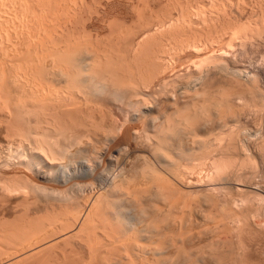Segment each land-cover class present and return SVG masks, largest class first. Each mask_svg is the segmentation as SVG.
I'll return each mask as SVG.
<instances>
[{
  "label": "bare ground",
  "instance_id": "bare-ground-1",
  "mask_svg": "<svg viewBox=\"0 0 264 264\" xmlns=\"http://www.w3.org/2000/svg\"><path fill=\"white\" fill-rule=\"evenodd\" d=\"M33 15L35 16V14H33ZM187 16H189V15H186V17ZM194 16H196V15H194ZM197 16H199V15H197ZM197 16L195 17V19L198 18ZM177 17L179 19L182 16H177ZM189 17H188V19L191 18V17L190 18ZM199 17H202V15ZM32 18H33V16H32ZM192 19H193V17H192ZM195 19H193V20L195 21ZM180 20H181V18H180ZM199 20H201V19H199ZM190 21H191V19H190ZM173 22H174V19H173L172 23ZM192 22L193 21H191L189 24H186V25L187 26L192 25L193 24ZM223 22H224V20H223ZM163 23L160 26L165 27V25H163ZM180 23H179V26H180ZM201 23H203V22H201ZM207 24H209V23H207ZM212 25H211V27H208L211 30H213ZM6 26H7V24H6ZM158 26H156V27H158ZM206 26H209V25H206ZM168 27H169V25H168ZM231 27L232 28L234 27L236 29L237 26L236 27L231 26ZM147 28H144V30H146ZM160 28H162V27H160ZM185 28L187 29V27H185ZM185 28H183V31ZM208 28H206V30ZM222 28H224V27H222ZM225 28H229V27L225 26ZM152 29L153 28H151V30ZM181 29H182V27H181ZM181 29H178V30H177V28L175 29L178 31V33H177V31L175 33L174 30H172L171 32L169 30H168L169 32L167 30H165V32H164V31H160L161 29H158V33L156 31V33L154 32L155 34H153L154 35L153 37H155L154 39L153 38L151 39L148 36H147L148 37V39H147L146 34H149V33L143 34L142 32H140L143 35L142 36L140 35L139 38L137 37L138 41L130 40L129 42H127V44L125 43L126 48L124 49L125 50V52L123 54L124 57H121L122 61L119 59L122 62V64L120 62H117V61H119L118 58L116 59L117 65L120 63L121 64V65L119 64L120 66H122V65L124 66V67L122 66L124 69H121L122 67L120 68L122 71L124 70L122 72V73H124V75H122L120 73L121 74V76H120L117 73V75H119V77L115 76L116 77L115 79L112 76L115 75L116 72L112 73L111 70L114 69L113 67L116 68V64H114L116 62L114 61L115 58L112 60V56L110 54L109 55L111 56V58L108 57L109 61H108V59H106L104 61V60H102L103 58H101V57L97 58L98 56L96 57V59H92L91 58L92 56L89 57L88 55H87L88 57H86L85 55H84L85 57L81 56L82 54L80 55V52L78 49H77L78 51H76V50L74 51L71 48H70V50H72L73 52H70V50L67 51L68 55H64L63 53L56 54L57 52L56 53L54 52V55H56V56H52L53 59L51 57V59H52V61L50 62L51 64L50 65L48 64V66H46L47 63L44 64V66L41 65L42 66L41 70L38 67H36L37 65L34 66L33 69H31L32 68L31 65L33 66L32 62L35 61V60L34 61L32 60L31 62H29L31 68L28 66L29 69H31L30 71H24V70H26V68H27L26 67V68H24V70L21 68L22 69L21 72H17V73L14 72L15 74L9 73V74H11L10 75L11 77L8 75L10 77V78L8 77V79H11L9 81L6 80V76L8 73L7 69H6V71H7V73H6V71L3 70L5 68L2 69V67L0 65V67H1L0 68V124H2V126H3L2 128H0V129H2L0 131L1 132L3 131L2 133L6 134L5 137H8L6 143L3 142L4 144L0 145V173H1L0 175H1V177L2 176L4 177V175H5V176H8L12 179L11 181L10 180L6 181L2 178V180H4L5 182L3 181V183H1L2 180H0V183L2 184V186H1V184H0V186L3 187L1 190H4L3 191L4 194H6L8 196L24 195L26 197L29 193H31V196H32V193H33V195L35 194V196L37 194L38 198L40 197V201H42L41 199H43V198H45L46 201H47V199L50 202L54 201V203H52L53 204L52 209H54L53 210L54 212L58 211V215L63 214L61 212H65L64 208L66 209V211H68L70 209L71 213H69L70 211H68V213H66V214H70V215L72 214L71 216L68 215V216H70V218L72 217V221L68 220L69 221L68 223H71V224H69L68 227L72 231V229L78 225L79 231L77 232V234L73 233L75 235L74 237L71 234L72 238L70 237L69 240L66 242L68 243L73 239L75 242L78 241L76 245H81L80 247H83L84 250L87 248L86 252H89V254H91L90 255L91 257L89 256L90 259L89 260L87 259L88 262L87 263L85 262L86 264H264V198L260 194V196L262 197L260 199H263V200H260V201H262V205L261 206L259 205L260 207L258 206L259 208L256 211V213L253 210L255 207L252 209L254 212L252 214L253 216H250L252 212L247 211L248 212V213L246 212L247 214H249V212H250V215L248 216V215L244 214V212H245L244 209H246V208H244V209H242V208L247 207L245 205L247 203L246 201L248 200L247 198H249V197L246 198V194L241 195L242 193H246V192L247 193L248 192L249 193L250 192L251 193L258 192V190H260V188L257 185L256 186L252 185V184H254L252 181H251L252 182L251 185H249V183L248 184L244 183L241 186L238 185L239 188L235 187V189L237 190L238 193L237 192H235V193L239 194V192H242L241 194H239L242 197L241 200H239L240 199L239 197H238L239 199L235 198V196H237V195H234V194L232 195L231 193H233V192L230 193L229 191L228 192L224 191L223 193L225 195L226 201H225V203L223 202L224 203L223 204V203H221L220 198H217L218 196L221 195V193L219 191V188L215 185L218 184L217 183L218 181H221L219 179V177L224 175V173L227 172L228 169H230L229 167H227L228 164H227V166L223 165V164L227 163L226 161H229V158L226 161H224L225 159L222 160L224 162H223V164H221L219 162H222V161H220V160L217 161L214 157H212L214 159H212L211 157H210L211 159H209L210 154L208 153L209 155L205 154L206 156H208V159H205V160H213V162L210 161L211 162L210 164H209V161L206 162L205 160L203 162L200 161V163H197V164L193 161L189 162L191 160H188V158L189 159L192 158L191 153L193 154V152H197V151L200 152L201 148L199 147L197 150V147L194 146L196 143H199L197 141H199L200 138L201 139L205 138L206 140H208V139L209 140L210 139L218 140L219 143L222 140H225L228 136H229L228 139L231 138L230 139V140H232L231 142L239 141V140L242 141V139L246 140V141H248L247 139H249V140L257 139V141H260L259 144L264 146V131L263 130L262 131H260V130H256V131L253 130L252 131L250 129V127H247V125L245 123L240 122L242 120V118H240V116H239V118L236 117L237 115L234 116L236 114L234 111H236V110L239 111V109H242V108H240V106H239V109L237 108L236 110H233L232 112L228 111L230 114L227 113V115H226V111H225L226 109H225L224 110L225 112L223 114L225 116H220V115H218V116L224 117L226 119V121H224L223 124H220L218 122L219 123L218 126H215L212 124L213 126H215V127H213V126H210L211 123H209V121L208 122L204 121V120L208 119V118H206L207 115L209 117L211 116V114L210 115L207 114L208 110H206V108L208 105L212 104V103H210V102H213L212 100H210L209 104L206 105V108L202 107L199 110L198 105H197L198 109H196L194 107L193 109H196V112H194L195 110H193V112L191 111L193 114L191 112H187L188 108L185 107V105H183L185 103L186 106H188L189 101L192 100V98L189 97V95L192 94V93L190 94V92L200 94L199 92L202 90V92L206 91L203 93H207V90H206L207 88L212 86L214 83L216 85V83H221L225 80L226 81L228 80L229 83L232 84V85L230 84L229 86H236V89L238 87L239 90L241 89L243 93L245 91L246 92L250 91L251 93L253 92V94L255 93L254 95L256 97V99H255L256 101H253V103H254L253 105L247 104L244 107V105L239 104V105L243 106L244 109L252 111V109H255V107H257V109H258V106L262 105L261 103L264 102V94L263 93H262L263 95L261 94V89H262L261 86H262V82H264L263 81L264 80L263 79L264 78L263 73L260 70H258V71L255 70L253 72H247L245 70V69H247L246 66H244L242 64L243 59H241V61L238 60V58L240 57V54H239L240 49L242 48V51H243V48L245 46H247L246 44L250 40L249 37H251V35H253L254 33L250 34L249 37H244V36L242 37L241 36L242 34L240 33V31L237 30V31L232 32V34H234V36H233L231 34V31H232L231 30V31H229L228 34L229 35L231 34L232 38H231V35H230V37H228L229 35L226 33L227 37L230 38L229 40H226L227 42L223 41L226 38L225 35H224L225 38L221 37V36H223V34H225V32H228L227 30L224 31V33H221V35L218 34L220 36V37H218V39L216 38V36H215L216 39L212 38V36L214 37V35H215L214 33H213L214 35L211 33H209V34L206 33L207 35L205 34L206 36L205 35L204 36L208 37L210 39H207V38L205 39L203 37L204 40H208V46H207V42L205 41L207 47L203 45L205 48L204 47L202 48L201 43H203V42L201 41V39H199L201 43L199 42V40L198 41L193 40L194 42L190 41L191 38L189 39V41L187 39H185L184 40L185 42L181 43L182 42V41L180 42V40H182L181 37L184 35V34L183 35L181 34L183 31H181L179 34V31ZM229 29H231V28H229ZM166 31H167V33H166ZM191 31H193V29ZM208 31H210V30H208ZM254 31H255V29H254ZM262 31H264V30H262ZM159 32H162V34H159ZM221 32H223V31H221ZM237 32L240 33L241 35L235 34ZM256 32H257V30L255 31V33ZM184 33H185V31H184ZM193 33L195 34V32H193ZM217 33H218V31H217ZM261 33L263 35L264 32H261ZM188 34H190V33H188ZM260 34L258 36L261 37ZM28 35H30V34H28ZM248 35H246V36H248ZM35 36H37V35H35ZM149 36L152 37V34L151 35L149 34ZM184 36L182 38H186L188 35L185 37ZM240 36H241V38H239ZM129 37H131V36H129ZM195 37H196V35H195ZM44 38H46V37H44ZM192 38H194V37H192ZM146 39L147 40L150 39V40L147 41ZM194 39H196V38H194ZM239 39H240V41H238ZM7 40H8V38H7ZM40 40H39V42H40ZM177 41H179V42H177ZM55 42H58V41H55ZM124 42H126V41H124ZM38 43H37V45H38ZM69 44H71V43L69 42ZM162 45L164 48L162 47ZM30 46H32V45H30ZM35 46H36V44H35ZM42 47H44V46H42ZM165 47L169 48V50H168V48L166 49V51H167V53H165V54H167L166 56L164 54V52H166V51H164ZM160 48L163 50V53H161L162 51ZM64 49H61V50H64ZM88 51H90V50H88ZM202 51H205V52L203 53ZM40 52H41V50H40ZM63 52H65V51H63ZM67 52H65V54H67ZM81 53H82V51H81ZM83 53H84V51H83ZM160 53L163 56L161 58H159V56H161V55H159ZM201 53H203V54H201ZM50 54H51V52H50ZM88 54H89V52H88ZM183 54H186V56ZM26 55H25V57H26ZM42 56H43V54H42ZM120 56H121V54H120ZM178 56L182 57V60H184V61H182V60H181L182 62L178 61L177 60ZM179 57H178V59H179ZM46 58L45 57L43 59L41 58V60H45ZM22 59H20V60H22ZM37 59H38V57H37ZM104 59H105V57H104ZM110 59L112 61H114V63ZM46 61L47 60H45L44 62H46ZM26 62H28V61H26ZM18 63H17V65H18ZM20 63H21V61H20ZM38 63H39V66H40V63L42 64V62H39V61H37V63L35 62V64H38ZM13 64H14V62H13ZM24 65H26V63H24ZM7 66H8V64H7ZM35 67L38 69H35ZM110 67H112V68H110ZM9 68H10V65H9ZM29 69H27V70H29ZM109 69H110V71H108ZM121 70L117 69V71H121ZM249 71H251V70H249ZM110 73H112L113 75L111 74L110 77H107V75ZM122 76L123 77L125 76V78H123V80L121 79ZM108 78L114 79L113 80L114 82L111 81L112 79L110 80ZM105 79L110 80L109 83L110 82H112V83L109 84L108 82H106ZM116 80L119 82L118 84H115V83H117ZM226 84H228V82ZM111 86L115 88V89L113 88V90H112L113 94H111V91H110ZM108 88H109V90H107L108 94L110 91V96H108L109 98L111 96L116 95L117 97L114 96L116 98L114 100H117V101H119V99L124 100L125 106L124 105L123 106L125 107V109L123 110V108H122V110L124 111V113L123 112L122 113L125 116H127L126 117L127 119H125L126 122L125 123L120 122V125H118V126H117V124H119V123L117 122V120H116V122H114L116 126H113L114 123H112L110 120L111 125L113 124L112 129H110L111 126H108V124H110V123L103 126V123H104L106 117L100 118L101 120H99V121L101 123L99 121H97L96 119H94V120H96V121H94L92 118H91L92 120H88V119H90L89 117H92L94 115L93 113H95L92 111L94 109H92V107L90 106V103L92 101L91 96H94V95L100 94V93L102 94V92L107 93L104 91ZM14 89H16V91ZM13 90L16 93H18V98L15 97L17 95H14L15 92ZM218 90H220V89H218ZM226 92L227 91H225L224 94ZM228 92H227V94H228ZM233 92H234V94H233ZM246 92L244 93L245 96H246ZM203 93H201V94H203ZM222 93H223V91H222ZM230 93L235 95L236 92L232 91ZM238 93H239V91H238ZM256 93L258 96H256ZM101 94H100V97H101ZM224 94L221 95V96H223L222 100H218L217 98H215V101L213 102V104H216L215 102H217V101H218V105L220 104L219 106L217 105V107H222V105L224 103H226L227 101H228L226 103L227 106H228V104L229 105L232 104L234 101L233 98L236 95L234 97L232 96L233 97L232 98L231 95H229V94L224 95ZM249 94H248V96H249ZM178 95H180L181 97L183 96V98L182 99L179 98L180 96H178ZM195 95H194V98H196V96H197V95L196 96ZM219 95H220V92H219ZM6 96H9V98L11 97L10 98L11 101H12L13 97L16 98V99L13 98V103H12L13 105L12 106H9L8 101H10V100L8 97H7L8 99L5 98ZM97 96H99V95H97ZM157 96H160V97L162 96L164 100H161L162 97L157 98ZM212 96L213 95H211V97ZM240 96H241V94H240ZM245 96H244V99H245ZM251 97H253V96H251ZM218 98H220V97H218ZM248 98H250V97H248ZM257 98H259L260 101H262V102L260 103ZM99 99H101V98H99ZM105 99H107V98H105ZM216 99H217V101H216ZM241 99H243V97ZM110 100L105 101V102L110 103ZM194 100H192L191 102L193 103ZM207 100H206V102H208ZM252 100H254V98ZM11 101H10V104H11ZM80 101H81V103H80ZM117 101H114V103ZM204 101H205V98H204ZM82 102H83V104H82ZM206 102H204V103H206ZM28 103H31L32 106H31V104H29L31 107H28L29 106ZM88 103H89V106H87ZM114 103H112V104H114ZM122 103H119V104H122ZM200 103H202L201 100H200ZM246 103H248V102H246ZM249 103H252V102H249ZM93 104H95V102ZM104 104H106V103H104ZM226 104H224V105H226ZM233 104L230 107H232ZM49 105L52 107H46ZM83 105H85L87 107L84 106L85 108H83ZM201 106L202 105H200V107ZM203 106L205 107V104ZM236 106L237 105H235V107L233 106V108H236ZM88 107H91L90 109H92L91 110L92 116L89 113L90 109ZM175 107H176V110L174 111ZM214 107H216V106L213 105L212 108L214 109ZM225 107H223V108H225ZM185 108H187V109H185ZM213 109H211V110L215 111ZM231 109H229V110H231ZM122 110L120 109V111H122ZM185 110L187 112L186 114L184 112ZM197 110L200 112H198ZM222 110L223 109H221V111H220L218 108L217 111H220V114H222V112H223ZM242 110L239 111L240 114H241ZM171 111L173 113H171ZM253 111H256V110H253ZM87 113H89L90 115H87ZM189 113H191V114H189ZM208 113H210V110ZM242 114H244V113H242ZM103 116L104 115L101 114V117H103ZM120 116H118V117H120ZM77 117L81 118L80 119L81 121L86 120V118H88L87 119L88 121L86 120L87 122H85V121L78 122L79 120H77L78 119ZM82 117H84L83 120H82ZM94 117L97 118L96 115ZM115 117H117V116H115ZM211 117H214V116H211ZM211 117H210V122H212ZM241 117H243V116H241ZM224 118H222V119H224ZM71 119L72 120L75 119V122L72 121ZM222 119L220 118V120H222ZM239 119H241V120H239ZM66 120L71 121L70 125L68 122H66ZM76 120L78 123L76 122ZM90 121H93L97 126H93L94 123L93 122L90 123ZM102 121H103V123H102ZM203 121L205 123H203ZM100 124H102V126ZM127 124H129V126ZM78 126L81 128L83 127L84 129L82 128V130H84V132L82 130H80V128ZM105 126L107 127V129L113 130V133L116 132L115 134H117V135L115 136V134H113V133L110 134L109 133L110 130H107V132H105L106 131V130H104V129H106V128H104ZM113 127H115V128H113ZM90 128H92V129H90ZM101 129L104 131H102ZM90 131H92V135H91L92 136L91 140L93 139L92 142L88 141V139L90 140V138H89L90 133H91ZM104 133L107 134V136L109 134L110 135L113 134L111 137L114 138V136H115V139H112V141H111L110 135H109V137H107ZM88 135H89V137H88ZM224 137H226V138H224ZM12 138L16 139L15 140L16 142L12 141L11 140ZM219 140H221V141H219ZM86 141H88L89 142L88 144H90V145L92 143L91 147H90V145L88 146V147L92 148V152L90 154H89V152L91 149L90 148L88 149L87 147H83L84 145L85 146L87 145V144H85V143H87ZM105 141H106V143H105ZM108 141H111L112 142L111 144H113V143H115V144L113 146H111L110 144H107V143H109ZM203 141H204V139H203ZM210 142L213 143V141H211V140H210ZM229 143H230V141H229ZM105 144H107V145H105ZM132 145L133 146L135 145L136 148L135 147L133 148ZM138 145H141V146L139 147ZM196 145H198V144H196ZM206 145H207V143H206ZM209 145L212 148L211 144H209ZM261 145H259V146H261ZM114 146H116L117 149H115ZM207 146L204 145L205 149L210 150L211 148L207 147ZM213 146H215V145H213ZM82 147L84 149L87 148V149H85V151L89 150V152L86 153L84 151V149L82 150ZM112 147H114V149L116 150V152H117L116 155L111 152ZM137 147H139V148H137ZM204 147H202V149H201L202 151L205 150V149H203ZM227 147H228V145H227ZM131 148H133L135 150L142 148L140 150L141 153L139 152L140 153L139 155H138V153L136 155H134V153H133V154H131V155H134L132 157V156H130V152H131L130 149ZM259 148L261 149V147H259ZM216 149H214V150H216ZM232 149H233V147H232ZM83 152L86 153V154L84 153L85 156H83ZM234 152H235V150H234ZM201 155H202V153H201ZM201 155L199 157L200 159L202 157ZM190 156H191V158H190ZM196 156H197V153H196ZM206 156H204V154H203V158H207ZM193 159L194 158H192V160ZM220 159H222L221 156H220ZM252 160H250V161L253 162ZM107 161L110 163V165H109L108 169H105V167H103V166L107 165V163H106ZM250 161H248V159H247V162H250ZM187 162H189V163H187ZM104 163H106V164H104ZM250 164H251V166L253 165L252 163H250ZM233 166H234V164H233ZM244 167L245 166L243 164V170H244ZM253 167H254V165L252 166V168ZM102 168H104L106 171H104V169L102 170ZM246 168H247V166H246ZM225 169H227V170L225 171ZM248 170H250V168ZM252 170H254V169H252ZM233 172H234V170H233ZM235 172H236V170H235ZM246 172H247V170H246ZM241 177L244 178V175H242ZM249 178H250V176L249 177L247 176L248 180H249ZM8 179L9 178H7V180ZM16 179H18L17 180L18 182L16 181ZM223 179L229 180L228 177L223 178ZM237 179L243 180L240 178V176H237ZM234 180H236V179H234ZM239 180H238V182H239ZM223 182H225V180ZM206 184L207 185H214L215 188L211 187L212 189H209V190L207 189L208 191L205 190L206 188L205 189L200 188V190L195 189L194 191H190V189H189V188L193 189V187H196V186L197 187H204ZM91 185H92V187H91ZM135 185H137V186L135 187ZM139 185L144 186V188L142 187L143 190H141L142 188ZM89 187H91V189H92L91 193L87 192V194H84L85 192L83 191V189H85L87 191V189ZM133 187H135V189ZM137 188H141V189H137ZM187 188L189 190H187ZM262 189H263V187H262ZM184 190H187L188 192L190 191V193L192 192L191 194H196V195L199 194L200 192H202V194L206 193V195H207L206 198H208V196H209V198L211 200L209 202V203H211L210 205L213 206V204H215L217 206H221L220 208L217 207L220 209V212H221V213L219 212L220 213L219 215L217 214V212L219 210L216 212L217 218H216V216L211 218L210 215H212V213L211 214L209 213L210 215L206 214L207 216H210L211 219L214 218V220H212V222L214 221V223L213 224L211 223L213 226L212 225L210 226L211 227L210 230L208 227L209 231H207V232H209L210 234L202 231V232H198V233H201V235H199V236L197 235L198 234L197 232H196L197 234L195 232H193L197 236H194L192 234H191L192 235L191 236V235H189L190 233H186V232H189V230H191V229H189V230H185L186 234L183 233L184 235L183 234L180 235V233H182L180 231L183 230V227L185 225L182 223L184 226L182 225L183 226L182 229L179 228V227H181V225H180L181 223H179L180 221L177 220L178 216H176V218H175L176 220L174 218H172V216L173 215L175 216V214H176V213H172V212L177 211L179 207L176 205H174V206H176L175 208L171 207L174 204V202H172V201H174V199H172L171 202H169V200L172 197L179 195L180 193L182 194L184 192ZM210 190L213 192L210 193L209 192ZM236 190H234V191H236ZM82 191H83L84 195L81 194ZM187 191H185V192L187 193ZM203 191H205V192L203 193ZM214 191L220 193V195H218V193H217L218 196L216 198L213 197ZM89 192H90V189H89ZM149 192H150V194L151 193L154 194V195L151 194L153 197L155 196L154 199H153V197L150 198V196H151L150 194H149L150 196L147 195V193H149ZM185 192H184V194H186ZM207 192H208V194L209 193L210 194L208 195ZM143 193H146V194L144 195ZM190 193H188L187 195H190ZM202 194L200 193L199 195L202 196ZM204 195H203V197H205ZM180 196L183 198L184 195L182 194V195H179L178 197L180 198ZM186 196H185V198H186ZM194 196H193V198H194ZM214 196H215V194H214ZM22 198L24 200L23 196H22ZM156 198L160 201V203H159L160 205L157 204ZM204 199L202 198L201 200H204ZM155 200H156V203H154ZM256 200H258V199H256ZM175 201H176L175 203H178L177 202L178 198H177V200L175 199ZM201 202H203V201H201ZM161 203L164 206L161 205ZM218 203H219V205H218ZM47 204H50V203H47ZM65 205H67V206L70 205V206L67 207ZM48 206H51V204L47 205V207L45 206L47 209H51V208H48ZM239 206H241V210H239ZM165 207H166V209H165ZM176 208H177V210H174V211L172 210V209H176ZM248 208H250V207L248 206ZM47 209H46V213L50 212L52 210L51 209V210L47 211ZM199 210H200V207H199ZM199 210H196V208H195L196 212ZM242 210L244 211L243 213H242ZM59 211H60V213H59ZM177 212H181V211H177ZM164 213L166 214L165 217L163 216ZM204 213H206L205 210H204ZM213 213L215 214V212H213ZM177 214L180 215L179 213H177ZM160 215L162 217H164L163 219L161 217L162 223H160L161 221L159 220ZM190 215H192V214H190ZM200 215H198V216H200ZM187 216H189V214ZM149 217H150V219H149ZM140 218H142V219H140ZM143 218L144 219L148 218V220L152 223V225H153L152 227H151V223L149 225V228L151 227L150 229H152V231L148 230L149 228H148V225L146 224L145 221H144L145 226H142L141 223L144 220ZM170 218L175 220V224H177L178 227H175V224H173L174 226L171 224L174 221ZM179 218L180 217H178V219ZM194 218H195V215H194ZM187 219H189V218L187 217ZM207 219L208 218H206V220ZM153 220H155L156 223ZM149 221H147V223ZM170 221H172V222L170 223ZM176 221H177V223H176ZM192 221H194V220H192ZM184 222H186V221L184 220ZM188 222L189 221L187 220V223ZM203 222L205 224V221H203ZM207 222H209V220ZM144 223H143V225H144ZM65 224H66V222H65ZM138 224H140L139 226L141 228L138 227ZM163 224L165 226H163ZM158 225H160V226L162 225V227H160ZM68 227H67L66 232L69 230ZM163 227H165V229ZM174 227H175V229L178 228V230L181 229L179 231L180 233L176 231L177 234L170 235V232L173 231L172 228H174ZM192 228H193V226H192ZM197 228H198V226H197ZM39 229H41V228H39ZM17 230H18V228H17ZM31 230H32V228H31ZM206 230H207V228H206ZM199 231H201V230H199ZM15 232L18 233L19 231L15 230ZM143 232H145V233L149 232L146 234L150 235V233H151V235L147 236L146 234H142ZM29 233H31V231ZM202 233L208 234L207 237H205L206 240H202L203 239ZM12 235H13V233H12ZM152 235L157 240H155V239H154L155 241L152 240V243H153V241L155 242V244H154L155 246L153 245L154 247L151 246V247H153L152 249H148L151 247L149 245H146V244L149 242L148 240L152 239ZM175 235H178L177 236L178 238L172 237ZM4 236H5V234H4ZM9 236H11V235H9ZM57 236H59V235H57ZM138 236L142 240H144L146 242L148 241V242L143 244L144 246L142 244H137L136 238H138ZM208 236H211V237L209 238ZM11 237H13V236H11ZM34 237H37V235ZM34 237H32L33 240H34ZM42 238L45 239L44 237H42ZM140 238H139V241L141 240ZM13 239H18V237L17 238L14 237ZM48 240H49V238H48ZM64 241H62V242H64ZM156 241L158 242L157 244H156ZM177 241L179 243H177ZM15 242H18V241H15ZM38 242L40 243L41 240L39 241V239H38ZM42 242H44V240ZM66 242H65V244H67ZM75 242H74V244H75ZM78 243H80V244H78ZM29 244H31V243H29ZM149 244H151V243H149ZM69 251H71V250H69ZM18 252H19V250H18ZM61 252H63V250ZM73 252L75 253V250ZM77 253H78V251H77ZM63 254L65 255V253H63ZM64 255H62V260H63L62 262H65V264H66V262L71 263L72 260L69 261L70 258H68V253L66 254L67 256L65 255L66 256L65 258L63 257ZM86 255L87 254H85V256ZM33 257H35V255ZM89 257H87V258H89ZM36 258L39 259L38 255H36ZM43 258H45V257H43ZM43 258H41V256H40V259L38 261L36 259L35 260L39 264H50L48 262L49 260L47 261V259L45 260ZM65 259L68 261H66ZM50 260L52 261V259H50ZM56 260L59 261L60 257ZM53 261H52V264H55V263H53ZM61 263H58V264H61Z\"/></svg>",
  "mask_w": 264,
  "mask_h": 264
},
{
  "label": "rangeland",
  "instance_id": "rangeland-1",
  "mask_svg": "<svg viewBox=\"0 0 264 264\" xmlns=\"http://www.w3.org/2000/svg\"><path fill=\"white\" fill-rule=\"evenodd\" d=\"M78 4V5H77ZM181 5V6H180ZM70 7V8H69ZM178 7V8H177ZM77 8V9H76ZM14 9V10H13ZM12 10V11H11ZM69 10V11H68ZM73 10V11H72ZM197 10V11H196ZM18 11V12H17ZM178 11V12H177ZM182 13H181V12ZM184 11V12H183ZM188 11V12H187ZM16 12V13H15ZM49 12V13H48ZM222 12V13H221ZM10 13V14H9ZM40 13V14H39ZM57 13V14H56ZM74 13V14H73ZM201 13V14H200ZM222 15H221V14ZM25 14V15H24ZM28 14V15H27ZM33 14H35V16L33 15ZM39 16H38V15ZM72 14V15H71ZM172 14V15H171ZM181 14V15H180ZM183 14V15H182ZM191 14V15H190ZM206 14V15H205ZM20 15V16H19ZM33 16V18H32V16ZM37 15V16H36ZM44 15V16H43ZM186 15H189V16H187L186 17ZM194 15H199V16H201L202 15V17H199V16H197L198 18H196L195 19V17L196 16H194ZM205 17H204V16ZM226 15V16H225ZM177 16H182V17H180L181 18V20H180V18L178 19V17ZM185 16V17H184ZM220 16V17H219ZM20 17V18H19ZM39 19H38V18ZM49 17V18H48ZM188 17L191 19V21H193L191 24L192 25H186V24H189L191 21H190V19H188ZM192 17H193V19H195V21L192 19ZM216 17V18H215ZM231 17V18H230ZM16 18V19H15ZM28 18V19H27ZM176 18V19H175ZM229 18V19H228ZM7 19V20H6ZM11 19V20H10ZM18 19V20H17ZM157 19V20H156ZM168 19V20H167ZM173 19H174V22L172 23V21H173ZM199 19H201V20H199ZM205 19V20H204ZM216 19V20H215ZM25 20V21H24ZM40 20V21H39ZM43 20V21H42ZM154 20V21H153ZM159 20V21H158ZM167 20V21H166ZM176 20V21H175ZM187 20V21H186ZM199 20V21H198ZM207 20V21H206ZM211 22H210V21ZM223 20H224V22H223ZM9 23H8V22ZM21 21V22H20ZM24 21V22H23ZM164 23H163V22ZM203 22V23H201V22ZM206 21V22H205ZM209 21V22H208ZM40 24H39V23ZM45 22V23H44ZM152 22V23H151ZM172 24H171V23ZM180 23V26L182 27V29H181V27L179 26V23ZM185 22V23H184ZM187 22V23H186ZM233 24H232V23ZM163 23V25H165V27H163V26H160L161 24ZM207 23H209V24H207ZM216 25H215V24ZM6 24H7V26H6ZM150 24V25H149ZM152 24V25H151ZM169 25V27H168V25ZM171 24V25H170ZM183 24V25H182ZM196 26H195V25ZM200 24V25H199ZM204 24V25H203ZM213 24V25H212ZM224 24V25H223ZM66 25V26H65ZM159 25V26H158ZM175 27H174V26ZM206 25H209V26H206ZM211 25H212V29L213 30H211L210 28H208V27H211ZM219 25V26H218ZM222 25V26H221ZM229 25V26H228ZM245 25V26H244ZM69 26V27H68ZM156 26H158V27H156ZM179 28H178V27ZM187 27V29L185 28V27ZM199 26V27H198ZM202 26V27H201ZM205 26V27H204ZM216 26V27H215ZM225 26L226 27H229V28H231V29H229V28H225ZM231 26H237L236 27V29L233 27H231ZM247 26V27H246ZM262 26V27H261ZM148 27V28H147ZM156 27V28H155ZM160 27H162V28H160ZM173 29H172V28ZM222 27H224V28H222ZM259 27V28H258ZM36 28V29H35ZM38 28V29H37ZM70 28V29H69ZM142 28V29H141ZM144 28H147L146 30H144ZM150 28V29H149ZM151 28H153L152 30H151ZM164 28V29H163ZM167 28V29H166ZM172 30H174L175 31V33H176V31L178 30V29H181L180 31H179V34H180V32L181 31H183V28H185L184 29V31H185V33H184V31L181 33L182 35L184 34L185 36H187L186 38H182L181 37V39L182 40H180V42L181 43H183V42H185L184 40L185 39H187L188 41H189V39H190V41H195V40H199V39H201V41L203 42V43H201L200 42V40H199V42L202 44L201 45V47L203 48L204 46H206V42H207V46H208V40H204V38L206 39H210V38H208V37H205L207 34L206 33H211V34H213L214 35V37L212 36V38H215V36H216V38L218 39V37H220L218 34H220L221 35V33H224V31H228V32H225V34H223V36H221V37H224L225 38V36H226V38L223 40V41H225V42H227L226 40H229L230 38H228V37H230V35L232 34V32H234V31H240V33L242 34H240V33H235V34H238V35H241L242 37L244 36V37H249L250 36V34H253V35H251V37H249V41H248V43L246 44L247 46H245L244 48H243V51H242V48L240 49V57L238 58V60H240L241 61V59H243V61H242V64L244 65V66H246V68L247 69H245L247 72H253V71H258V70H260L262 73H263V76H264V33H263V35H262V33L261 32H264V31H262V30H264V0H0V65H1V67H2V69L3 68H5V69H3L4 71H6V69H7V71H8V73H7V71H6V73H7V76H6V80L7 81H9V80H11V79H8V77L11 75V74H15L14 72H21L22 71V69L24 70V68H26V70H24V71H30L31 69H33L34 68V66H36V67H38L40 70H41V68H42V66L41 65H43L44 66V64H46V66H48V64L50 65L51 63V61H52V59H53V57L52 56H56V55H54V52L56 53V54H61V53H63L64 55H68V52L67 51H69L70 50V48L72 49V50H76V51H78L79 50V52H80V55L81 56H86V57H90V56H92L91 58L92 59H96V57L97 58H103L102 60H106V59H108V61H109V58L108 57H110L111 58V56H112V60L114 59V61L116 62L117 60V58H118V60L120 59L121 60V57H124V52H125V43L127 44V42H129L130 40H135V41H138L137 39L139 38V36L141 35H143L144 33H149L150 35L152 34V37L151 36H149V34H146V37L148 36V37H150L151 39L153 38H155V37H153L154 35L153 34H155L156 33V31H157V33H158V29H161L160 31H164L165 32V30H169L170 32L172 31ZM177 28V30H175V29ZM193 29V31H191L192 29ZM199 28V29H198ZM206 28H208L207 30H206ZM220 28V29H219ZM240 28V29H239ZM255 29V31L257 30V32L255 33V31H254V29ZM157 29V30H156ZM218 31V33H217V31ZM234 29V30H233ZM243 29V30H242ZM34 30V31H33ZM62 30V31H61ZM69 30V31H68ZM133 30V31H132ZM151 30V31H150ZM189 30V31H188ZM206 32H205V31ZM208 30H210V31H208ZM223 31V32H221V31ZM232 30V31H231ZM251 30V31H250ZM64 31V32H63ZM132 31V32H131ZM145 31V32H144ZM167 31H166V33H167ZM168 31V32H169ZM173 31V32H174ZM187 31V32H186ZM191 31V32H190ZM205 33H204V32ZM213 31V32H212ZM229 31H231V34L229 35L228 33H229ZM250 33H249V32ZM254 31V32H253ZM28 32V33H27ZM134 32V33H133ZM140 32H142V33H139ZM153 32V33H152ZM155 32V33H154ZM193 32H195V34L193 33ZM220 32V33H219ZM63 33V34H62ZM67 33V34H66ZM131 33V34H130ZM177 33H178V31H177ZM188 33H190V34H188ZM200 33V34H199ZM229 35L228 37H227V34ZM261 33V34H260ZM28 34H30V35H28ZM61 34V35H60ZM138 34V35H137ZM159 34H162V32H159ZM164 34V33H163ZM206 34V35H205ZM248 35V36H246V35ZM261 35V37L260 36H258V35ZM35 35H37V36H35ZM45 35V36H44ZM48 35V36H47ZM137 35V36H136ZM157 35V34H156ZM195 35H196V37H195ZM202 35V36H201ZM205 35V36H204ZM225 35V36H224ZM233 36H234V34H232ZM232 35H231V38H232ZM237 35V36H238ZM35 36V37H34ZM41 36V37H40ZM50 36V37H49ZM60 36V37H59ZM64 36V37H63ZM68 36V37H67ZM129 36H131V37H129ZM184 36V37H185ZM190 36V37H189ZM202 38H201V37ZM236 36V37H237ZM241 36L239 37V38H241ZM256 36V37H255ZM258 36V37H257ZM34 37V38H33ZM40 37V38H39ZM44 37H46V38H44ZM128 37V38H127ZM138 37V38H137ZM148 37H147V39H148ZM192 37H194V38H196V39H194V38H192ZM198 37V38H197ZM204 37V38H203ZM7 38H8V40H7ZM52 38V39H51ZM61 38V39H60ZM125 38V39H124ZM130 38V39H129ZM135 38V39H134ZM215 38V39H216ZM238 38V37H237ZM253 38V39H252ZM41 39V40H40ZM70 39V40H69ZM81 39V40H80ZM146 39V40H147ZM220 39V38H219ZM39 40H40V42H39ZM43 40V41H42ZM69 40V41H68ZM150 40V39H149ZM149 40H147V41H149ZM253 40V41H252ZM3 41V42H2ZM55 41H58V42H55ZM120 41V42H119ZM124 41H126V42H124ZM193 41V42H194ZM206 41V42H205ZM238 41H240V39L238 40ZM28 42V43H27ZM39 42V43H38ZM69 42L71 43V44H69ZM91 42V43H90ZM177 42H179V41H177ZM205 42V43H204ZM229 42V41H228ZM252 42V43H251ZM37 43H38V45H37ZM63 43V44H62ZM110 43V44H109ZM118 43V44H117ZM3 44V45H2ZM35 44H36V46H35ZM56 46H55V45ZM58 44V45H57ZM81 44V45H80ZM249 44V45H248ZM2 45V46H1ZM28 45V46H27ZM30 45H32V46H30ZM46 45V46H45ZM67 45V46H66ZM79 45V46H78ZM89 45V46H88ZM204 45V46H203ZM254 45V46H253ZM42 46H44V47H42ZM48 46V47H47ZM78 46V47H77ZM87 46V47H86ZM92 46V47H91ZM101 46V47H100ZM106 46V47H105ZM119 46V47H118ZM206 46V47H207ZM250 46V47H249ZM34 47V48H33ZM37 47V48H36ZM80 47V48H79ZM113 47V48H112ZM122 47V48H121ZM160 47V46H159ZM162 47H163V45H162ZM65 48V49H64ZM74 48V49H73ZM164 48V47H163ZM168 48V47H167ZM166 47H165V49H164V51H166V49H167ZM205 48V47H204ZM53 49V50H52ZM55 49V50H54ZM61 49H64V50H61ZM78 49V50H77ZM81 49V50H80ZM84 49V50H83ZM94 49V50H93ZM123 49V50H122ZM161 49V48H160ZM35 50V51H34ZM40 50H41V52H40ZM72 50H70V52H73ZM88 50H90V51H88ZM102 50V51H101ZM120 50V51H119ZM168 50H169V48H168ZM32 51V52H31ZM63 51H65V52H67V54H65V52H63ZM81 51H82V53H81ZM83 51H84V53H83ZM87 51V52H86ZM161 53H163V50L161 49ZM242 51V52H241ZM24 52V53H23ZM50 52H51V54H50ZM59 52V53H58ZM88 52H89V54H88ZM108 52V53H107ZM174 52V51H173ZM203 53L205 52V51H202ZM33 53V54H32ZM41 53V54H40ZM159 54V55H161V56H159V58H161V57H163L162 56V54ZM165 53H167V51L166 52H164V54ZM203 53H201V54H203ZM242 53V54H241ZM21 54V55H20ZM27 54V55H26ZM38 54V55H37ZM42 54H43V56H42ZM49 54V55H48ZM111 56H110V55ZM120 54H121V56H120ZM169 54V53H168ZM25 55H26V57H25ZM30 55V56H29ZM88 55V56H87ZM104 55V56H103ZM167 54H165V56H166ZM183 55H185L186 56V54H183ZM40 56V57H39ZM84 56V57H85ZM28 57V58H27ZM35 57V58H34ZM37 57H38V59H37ZM46 58L45 60H47L46 62H44L45 60H41V58L43 59V58ZM51 57H52V59H51ZM104 57H105V59H104ZM107 57V58H106ZM120 57V58H119ZM179 57V56H178ZM178 57H177V60L178 61H181L182 60V57H179V59H178ZM23 58V59H22ZM32 58V59H31ZM34 58V59H33ZM50 58V59H49ZM16 59V60H15ZM20 59H22V60H20ZM25 59V60H24ZM31 59V60H30ZM14 60V61H13ZM34 61V62H32L33 63V66L31 65V67H30V63L29 62H31V61ZM111 60V59H110ZM111 60V61H112ZM117 61V62H120L121 64H122V60L121 61ZM19 63H18V62ZM20 61H21V63H20ZM26 61H28V62H26ZM37 61H39V62H42V64L40 63V66H39V63L38 64H35V62L37 63ZM114 61H112L113 63H114ZM182 61H184V60H182ZM181 61V62H182ZM13 62H14V64H13ZM18 63V65H17V63ZM117 62L116 63H114V64H116V68L115 67H113L114 69L113 70H111V72L112 73H115V75H113L112 73H110V74H108L107 75V77H110V75L112 74L113 76L112 77H114V79L116 78L115 76H118L119 77V75L121 76V74L122 75H124V73H122L123 71L121 70V69H124L122 66H120L119 64V66L117 65ZM24 63H26V65H24ZM4 64V65H3ZM7 64H8V66H7ZM35 64V65H34ZM9 65H10V68H9ZM20 65V66H19ZM17 68H16V67ZM25 66V67H24ZM31 68V69H29V67ZM0 67V68H1ZM12 67V68H11ZM15 67V68H14ZM20 67V68H19ZM35 67V69H38V68H36ZM50 67V66H49ZM118 67V68H117ZM122 67V68H121ZM19 68V69H18ZM22 68V69H21ZM109 68V67H108ZM110 68H112V67H110ZM121 68V69H120ZM249 68V69H248ZM12 69V70H11ZM17 69V70H16ZM27 69H29V70H27ZM117 69L118 70H121V71H117ZM10 70V71H9ZM19 70V71H18ZM249 70H251V71H249ZM108 71H110V69L108 70ZM9 73H11V74H9ZM108 73V72H107ZM117 73L119 74V75H117ZM121 73V74H120ZM148 73V72H147ZM6 75V74H5ZM9 75V76H8ZM11 77V76H10ZM9 77V78H10ZM106 77V78H107ZM121 78V77H120ZM123 78H125V76L123 77L122 76V80H123ZM108 79H110V78H108ZM112 79V78H111ZM110 79V80H111ZM114 79H112L111 81L112 82H114L113 80ZM119 79V78H118ZM264 79V78H263ZM106 80V79H105ZM110 80H106V82H108L109 83V81ZM117 81V80H116ZM226 81V80H225ZM225 81H223V82H221V83H216V85H215V83L212 85V86H210L209 88H207L206 90H207V93H203V92H206V91H203L202 92V90L199 92L200 94H196V93H194V92H190V94L191 95H189V97L190 98H192V100H194L193 101V103L191 102V101H189V104H188V106H186V104L184 103L183 105H185V107H187L188 108V111L187 112H193V110H195L194 112H196V109H198V106H199V110L203 107V108H206V105L207 104H209V102H210V100H212L213 102L215 101V98H217L218 100H222V97L223 96H221V95H223L224 94V92L225 91H229L228 92V94L229 95H231V97L233 96H235L233 99H234V101H233V106L235 107V105H237L236 106V108H233V106L232 107H230L232 104H228V106H227V102L226 103H224V104H226V105H222V107H217V105H218V101H217V99H216V101L217 102H215L216 104H213V102H210V103H212V104H210V105H208L207 106V108H206V110H208L207 111V114H211V116H214V117H211L212 119V122H210V117L207 115V117L206 118H208V119H206V120H204L205 122H208L209 121V123H211V125L210 126H213V125H215V126H218L219 125V123L220 124H223L224 123V121H226V119L224 118V117H220V116H225V115H223L224 114V112L226 111V115H227V113L228 114H230L229 112H232L233 110H236L237 108L239 109V106H240V108H242V109H239V111H241L242 110V112H241V114L242 113H244V114H240V112L239 111H234L236 114L234 115V116H236L237 118H239V116H240V118H242V120L241 119H239V120H241L240 122L241 123H245L246 125H247V127H250V129L253 131V130H260V131H264V102H262V101H260V99L259 98H257L258 100H259V102L262 104V105H260V106H258V109H257V107H255V109H252V111L251 110H247V109H244V107H245V105H247V104H250V105H253L254 103H253V101H256L255 99H256V97H255V93L253 94V92L251 93L250 91H245L246 92V96H245V92L243 93L242 92V90L240 89L239 90V88L237 87V89H236V86H229L231 83H229V81L227 80L226 82ZM264 81V80H263ZM112 82H110V83H112ZM228 82V84H226ZM109 83V84H110ZM119 82L117 81V83H115V84H118ZM225 83V84H224ZM221 85V86H220ZM232 85V84H231ZM214 86V87H213ZM225 86V87H224ZM229 86V87H228ZM112 87V86H111ZM110 87V91H111V94H113L112 93V90H113V88L114 87H112L111 88ZM235 87V88H234ZM262 89H261V94L263 93L264 94V82H262ZM220 89V90H218V89ZM223 90H222V89ZM115 89V88H114ZM231 89V90H230ZM15 91H16V89H14ZM13 90V91H14ZM107 90H109V88L108 89H106L104 92H107V93H103L102 92V94H101V97H100V94H96V95H94V96H91L92 97V101H91V103H90V106L92 107V109H94V110H92V109H90L91 107H88L89 109H90V114H91V116H92V112H91V110L93 111V112H95V113H93L94 115L92 116V117H89L90 119H88V118H86V120L88 119V120H94V119H96L97 121H99V120H101L100 118H104V117H106V119H105V121H104V123H103V121H102V123H103V126L104 125H106V124H108V123H110V120H111V122L112 123H114V122H116V120H117V122L119 123V124H117V126L118 125H120V122H122V123H125L126 121H125V119H127L126 117L127 116H125L123 113H124V109H125V105H124V100H121V99H119V101H117V100H114V99H116L115 97H117L116 95H114V96H111L110 98L108 97V96H110V91H109V94H108V91ZM217 90V91H216ZM223 91V93H222V91ZM14 91V92H15ZM232 91H235L236 93H235V95H233L234 94V92H233V94L232 93H230V92H232ZM238 91H239V93L241 94V96L243 97V99H241L242 97L240 96V94L238 93ZM241 91V92H240ZM263 91V92H262ZM124 92V91H123ZM219 92H220V95H219ZM227 92L225 93V94H227ZM194 93V94H193ZM201 93H203V94H201ZM213 93V94H212ZM217 95H216V94ZM250 93V94H249ZM14 94V93H13ZM124 94V93H123ZM197 96H196V95ZM209 94V95H208ZM215 94V95H214ZM224 94V95H225ZM227 94V95H228ZM248 94H249V96H248ZM262 94V95H263ZM14 95H17V96H15L16 98H18V93H16L15 92V94ZM97 95H99V96H97ZM194 95L196 96V98H194ZM211 95H213L212 97H211ZM238 95V96H237ZM253 96V97H251V96ZM178 96H180V95H178ZM208 96V97H207ZM215 96V97H214ZM217 96V97H216ZM244 96H245V99H244ZM250 97V98H248V97ZM256 96H258L257 95V93H256ZM9 98V96H6L5 98ZM15 97H13L14 99H16ZM162 97V96H161ZM160 96H157V98H161ZM207 97V98H206ZM218 97H220V98H218ZM225 97V96H224ZM7 98V99H8ZM11 98V97H10ZM9 98V100L11 101V99ZM13 98H12V101H11V104H10V101H8L7 99V101L9 102L8 104H9V106H12L13 104ZM97 98V99H96ZM99 98H101V99H99ZM103 98V99H102ZM105 98H107V99H105ZM113 100H112V99ZM179 98H183V96L181 97H179ZM194 98V99H193ZM204 98H205V101H204ZM209 98V99H208ZM214 98V99H213ZM254 98V100H252ZM94 99V100H93ZM110 100V103L109 102H105V101H109ZM118 99V98H117ZM208 99V100H207ZM249 101H248V100ZM98 100V101H97ZM100 100V101H99ZM161 100H164L163 99V97L161 98ZM200 100L202 101V103H200ZM206 100L208 101V102H206ZM257 100V101H258ZM83 101V100H82ZM114 101H117V102H115L114 103ZM123 103H122V102ZM199 101V102H198ZM206 102V103H204V102ZM84 102V101H83ZM83 102H82V104H83ZM95 102V104H93ZM99 102V103H98ZM192 104H191V103ZM195 102V103H194ZM241 102V103H240ZM246 102H248V103H246ZM249 102H252V103H249ZM80 103H81V101H80ZM89 103H88V105L87 106H89ZM104 103H106V104H104ZM112 103H114V104H112ZM118 103V104H117ZM119 103H122V104H119ZM161 103V102H160ZM200 103V104H199ZM220 103V102H219ZM29 104H31V103H28V105ZM81 104V105H82ZM103 104V105H102ZM205 104V107L203 106ZM239 104H241V105H244V107L243 106H241V105H239ZM80 105V106H81ZM86 105V104H85ZM85 105H83V108H85V107H87V106H85ZM122 107H121V106ZM124 105V106H123ZM195 105V106H194ZM198 105V106H197ZM200 105H202L201 107H200ZM213 105L214 106H216V107H214V109L212 108L213 107ZM220 105V104H219ZM218 105V106H219ZM31 106H32V104H31ZM30 105L28 106V107H31ZM85 106V107H84ZM193 106V107H192ZM228 108H226V107ZM46 107H52V106H46ZM82 107V106H81ZM192 107V108H191ZM196 108V109H193V108ZM223 107H225V108H223ZM262 107V108H261ZM101 108V109H100ZM122 108H123V110H122ZM187 108H185V109H187ZM190 108V109H189ZM218 108H219V110L221 111V109H223L222 111V114H220V111H217L218 110ZM232 108V109H231ZM51 109V108H50ZM120 109L122 110V111H120ZM211 109H213V110H215V111H212ZM226 109V110H225ZM229 109H231V110H229ZM99 110V111H98ZM176 110V107H175V109H174V111ZM209 110H210V113H208L209 112ZM225 110V111H224ZM247 112H246V111ZM253 110H256V111H253ZM47 111V110H46ZM97 111V112H96ZM108 111V112H107ZM173 111V110H172ZM171 111V113H173ZM198 111V110H197ZM229 111V112H228ZM105 112V113H104ZM123 112V113H122ZM185 112V114L187 113L186 112V110L184 111ZM191 112V113H192ZM198 112H200V111H198ZM217 112V113H216ZM246 112V113H245ZM260 112V113H259ZM89 113H87V115H90ZM122 113V114H121ZM191 113H189V114H191ZM219 113V114H218ZM101 114H103L104 116L103 117H101ZM113 114V115H112ZM193 114V113H192ZM217 114V115H216ZM86 115V116H87ZM96 115V117L97 118H95L94 116ZM100 115V116H99ZM117 116V117H115V116ZM121 115V116H120ZM124 115V116H123ZM216 115V116H215ZM218 115H220V116H218ZM115 118H114V117ZM118 116H120V117H118ZM200 116V115H199ZM229 116V115H228ZM241 116H243V117H241ZM99 117V118H98ZM246 117V118H245ZM78 119L77 120H79L78 122H80L81 120V118H79V117H77ZM83 118L84 117H82V120H83ZM92 118V119H91ZM112 118V119H111ZM220 118L222 119V118H224V119H222V120H220ZM227 118V117H226ZM115 121H114V120ZM219 121H218V120ZM72 120V119H71ZM77 120H76V122H77ZM86 120H83V121H85V122H87ZM96 120H94V121H96ZM107 120V121H106ZM119 120V121H118ZM238 120V119H237ZM70 121V120H69ZM69 121H67L66 120V122H68L69 123V125H70V123H71V121L69 122ZM72 121H74L75 122V119L74 120H72ZM83 121H81V122H83ZM109 121V122H108ZM203 121V123H205ZM73 122V123H74ZM77 122V123H78ZM93 121H90V123H92ZM100 122V121H99ZM219 122V123H218ZM72 123V124H73ZM89 123V122H88ZM94 123V122H93ZM101 123V122H100ZM213 124V125H212ZM101 126H102V124H100ZM113 125V124H112ZM112 125H111V123L110 124H108V126H111V128L110 129H112ZM128 126H129V124H127ZM93 126H97L95 123H94V125ZM113 126H116L115 125V123H114V125ZM215 126H213V127H215ZM221 126V125H220ZM3 126H2V124H0V128H2ZM79 127V126H78ZM80 128V130H82V128L81 127H79ZM104 128H106V129H104ZM103 129L104 130H106L105 132H107V130H110V129H107V127L105 126ZM113 128H115V127H113ZM78 129V128H77ZM84 129V128H83ZM90 129H92V128H90ZM249 129V128H248ZM0 130H2V129H0ZM79 130V129H78ZM86 130V129H85ZM102 130V129H101ZM104 130H102V131H104ZM83 132H84V130H82ZM101 131V132H102ZM115 131V130H114ZM3 132V131H2ZM1 131H0V145L1 144H4L3 142H5L6 143V141H7V139H8V137H5L6 136V134H4V133H2ZM91 132V133H90ZM89 133H90V137H89V135H88V137L90 138V140L88 139V141L89 142H92L93 141V139L91 140V138H92V131H90ZM103 133V132H102ZM110 134L111 133H113V130H110V132H109ZM116 133V132H115ZM115 133H113V134H115ZM105 134V133H104ZM109 134V135H110ZM112 134V135H113ZM106 136H107V134H105ZM109 135L107 136V137H109ZM112 135H110V138H111V141H112V139H115V136L117 135V134H115V136H114V138L113 137H111ZM227 137V136H226ZM226 137H224V138H226ZM229 137V136H228ZM228 137L225 139V140H219V141H221L220 143L218 142V140H212V139H210L211 141H213V143L212 142H210V140L208 139V140H206L205 138H200V140L199 141H197V142H199V143H196V144H198V145H194L195 147H197V150H198V148L200 147L201 149H202V147H204V145L205 146H207V147H210V145L209 144H211V146H212V148L209 150V149H205V147L203 148V149H205V150H201L200 149V152L199 151H197V152H193V154L191 153V156H192V158H194L193 160H192V158H191V156H190V158L191 159H189L188 158V160H191V161H189V162H195L196 164L197 163H200V161L201 162H203L205 159H208V156H206V155H209L210 154V156H209V159H211L212 157H214L217 161L218 160H220V161H222V160H224V161H226V160H228V158H229V161H226L227 163L226 164H223V162L224 161H222V162H219V163H221V164H223V165H226L227 166V164H228V166L227 167H229L230 169H228V171L227 172H225L227 169H225V173H224V175H222V176H220L221 178L223 177V178H229V180L228 179H221L220 177H219V179L221 180V181H218L217 183L218 184H216L215 186H217L218 188H219V191H220V193H221V195H220V193H218V192H215L214 191V193H213V197H217L218 195H220V196H218L217 198H220V201H221V203H225V201H226V198H225V195H224V191L225 192H233V193H231L232 195L234 194V195H237V196H235V198H238L239 200H241L242 199V197H241V195H244V194H246V198L247 197H249V198H247L248 200L246 201L247 203H246V205L245 206H247V207H243L242 209H244V208H248V206L250 207V208H248L247 210L246 209H244V211L242 210V213L244 212V214L245 215H250V212H252L251 213V215L250 216H253L252 214L254 213L253 212V210L255 211V213H256V211L258 210V208L262 205V201H260V200H263V199H260V198H264V146H262L261 144H259L260 143V141H257V139H253V140H249V139H247L248 141H246V140H243L242 139V141L241 140H239V141H233V142H231L232 140H230L231 138H229L228 139ZM109 138V139H110ZM108 139V140H109ZM203 139H204V141H203ZM12 141H14V142H16L15 140L16 139H14V138H12L11 139ZM95 140V139H94ZM88 141H86L87 143H85V144H87L86 146L84 145L83 147H87L88 149L92 146V143H91V145L90 144H88L89 142ZM107 141V140H106ZM106 141H105V143H106ZM111 141H108L109 143H107V144H110L111 146H113L115 143H113V144H111L112 142ZM206 141V142H205ZM229 141H230V143H229ZM202 142V143H201ZM205 142V143H204ZM257 142V143H256ZM95 143V142H94ZM204 143V144H203ZM206 143H207V145H206ZM218 143V144H217ZM222 143V144H221ZM228 143V144H227ZM107 144H105V145H107ZM215 145V146H213V145ZM222 146H221V145ZM90 145V147H88ZM202 145V146H201ZM217 145V146H216ZM227 145H228V147H227ZM234 145V146H233ZM258 145V146H257ZM259 145H261V146H259ZM133 146V145H132ZM139 147L141 146V145H138ZM231 146V147H230ZM257 146V147H256ZM82 147V150L84 149ZM115 147V149H117V147L116 146H114ZM114 147H112L111 148V152L113 153V154H117V152H116V150L114 149ZM135 147V145L133 146V148ZM139 147H137V148H139ZM232 147H233V149H232ZM236 147V148H235ZM244 147V148H243ZM259 147H261V149L259 148ZM87 148H85V149H87ZM133 148H131L130 150H131V152H130V156H134V155H136L137 153H138V155L141 153L140 152V150L142 149V148H140V149H133ZM136 148V147H135ZM217 148V149H216ZM239 148V149H238ZM241 148V149H240ZM85 149H84V151H85ZM91 150H90V152H89V150H86L85 152L87 153V152H89V154L92 152V148H90ZM214 149H216V150H214ZM223 149V150H222ZM229 149V150H228ZM255 149V150H254ZM139 150V151H138ZM234 150H235V152H234ZM237 150V151H236ZM136 151V152H135ZM138 151V152H137ZM208 151V152H207ZM229 151V152H228ZM85 152H83V156H85L84 155V153ZM115 152V153H114ZM140 152V153H139ZM207 152V153H206ZM211 152V153H210ZM222 152V153H221ZM227 152V153H226ZM246 152V153H245ZM252 152V153H251ZM85 153V154H86ZM134 153V155H131V154H133ZM196 153H197V156H196ZM200 153V154H199ZM201 153H202V155H201ZM209 153V154H208ZM215 153V154H214ZM242 153V154H241ZM203 154H204V156H206L207 158H203ZM206 154V155H205ZM223 154V155H222ZM245 154V155H244ZM195 155V156H194ZM200 155L202 156L201 157V159L199 158L200 157ZM251 155V156H250ZM194 156V157H193ZM220 156H221V158L222 159H220ZM255 156V157H254ZM196 157V158H195ZM211 157V158H210ZM198 158V159H197ZM214 158H212V159H214ZM233 158V159H232ZM236 158V159H235ZM251 158V159H250ZM257 158V159H256ZM247 159H248V161H250V160H252L253 162H247ZM250 159V160H249ZM233 160V161H232ZM245 160V161H244ZM187 161V160H186ZM198 161V162H197ZM206 162H208L209 161V164L211 163L210 161H212L213 162V160H205ZM189 162H187V163H189ZM229 162V163H228ZM231 162V163H230ZM245 162V163H244ZM107 163V165H104L103 167H105V169H108L109 168V165H110V163L107 161L106 162ZM106 163H104V164H106ZM250 163H252L253 165H254V167L252 168V166H251V164ZM233 164H234V166H233ZM240 164V165H239ZM243 164H244V170H243ZM233 166V167H232ZM238 166V167H237ZM241 166V167H240ZM246 166H247V168H246ZM251 166V167H250ZM256 166V167H255ZM259 166V167H258ZM240 167V168H239ZM209 168V167H208ZM246 168V169H245ZM250 168V170H248ZM104 168H102V170H103ZM104 169V171H106ZM210 169V168H209ZM238 169V170H237ZM252 169H254V170H252ZM230 170V171H229ZM233 170H234V172H233ZM235 170H236V172H235ZM246 170H247V172H246ZM240 171V172H239ZM252 171V172H251ZM251 172V173H250ZM238 173V174H237ZM243 173V174H242ZM247 173V174H246ZM257 173V174H256ZM1 174V173H0ZM227 174V175H226ZM244 175V178L243 177H241L242 175ZM250 174V175H249ZM252 174V175H251ZM234 175V176H233ZM254 175V176H253ZM236 176V177H235ZM237 176H240V178L241 179H243V180H239V179H237ZM246 176V177H245ZM247 176L249 177L250 176V178H249V180L247 179ZM252 176V177H251ZM0 177H1V175H0ZM2 178L4 179V180H6V181H11L12 179L10 178V177H8V176H5L4 175V177L2 176L1 178H0V180H2ZM7 178H9L8 180H7ZM20 179V178H19ZM234 179H236V180H234ZM251 179V180H250ZM253 179V180H252ZM4 180H2V182L1 183H3V181ZM18 179H16V181H17ZM21 180V179H20ZM19 180V181H20ZM225 180V182H223V181ZM227 180V181H226ZM238 180H239V182H238ZM246 180V181H245ZM255 180V181H254ZM250 181V182H249ZM254 183V184H252V182ZM5 182V181H4ZM18 182V181H17ZM220 182V183H219ZM228 182V183H227ZM236 182V183H235ZM239 184H238V183ZM0 183V184H1ZM11 183V182H10ZM146 183V182H145ZM248 184L249 183V185H254V186H258L259 188H260V190H258V192H255V193H242V192H239V194H241V195H239V194H236L235 192H237V190L235 189V187L236 188H239V186L238 185H242V184ZM262 183V184H261ZM230 187H229V186ZM1 186H2V184H1ZM0 186V264H39V263H37V261L40 259V256H41V258H43V257H45V258H43V259H47V261L50 263V264H52V261H53V263H55V264H58V263H61L63 260H62V255H64L63 253H65V255L68 253V258H70V260L69 261H71V263L70 262H66V264H86L87 262H88V260L90 259V255L91 254H89V252H86L87 251V248L84 250V248L83 247H80L81 245H76L77 244V242L78 241H74L73 239V241L71 242H66V241H68L69 240V238L71 237L72 238V235H73V237L75 236L74 234H77V232L79 231L78 229H79V226L77 225L75 228H73L72 229V231H71V229H69V224H71V223H68L69 221L68 220H70V221H72V217L70 218V216L72 215H70V214H66V213H68V211H70L69 213H71V210L69 209H67L68 211H66V209L64 208V210H65V212H61V213H63V214H60V215H58V211H53L54 209H52V203H54V201L53 202H50L48 199H47V201L45 200V198H43V199H41L42 201H40V197L38 198V195L36 194V196H35V194L33 195V193H32V196H31V193H29L26 197L24 196V195H12V196H8V195H6V194H4V190H1L3 187H1ZM137 185H135V187H136ZM141 188L143 187L144 188V186H142V185H139ZM138 186V187H139ZM206 186V187H205ZM204 187H193V189L192 188H189L190 189V191H194L195 189H197V190H200V188H206L205 190H209V189H212L213 187L215 188V186L214 185H205ZM91 187H92V185H91ZM91 187H89L88 189H87V191L85 190V189H83V191L85 192L84 194H87V192L88 193H91ZM135 187H133L134 189H135ZM210 187V188H209ZM212 187V188H211ZM262 187H263V189H262ZM141 188H137V189H141ZM143 188L141 189V190H143ZM234 188V189H233ZM89 189H90V192H89ZM152 189V188H151ZM188 188H187V190H189ZM233 189V190H232ZM262 189V190H261ZM187 190H184V192L185 191H187ZM207 190V191H208ZM223 190V191H222ZM234 190H236V191H234ZM83 191L81 192V194L82 195H84L83 194ZM190 191L188 192L187 191V193L186 194H184V192L182 193L184 196H183V198L180 196V198L178 197L179 195H182L181 193L179 194V195H177V196H175V197H172L170 200H169V202H171L172 201V199H174V201H172V202H174V204L171 206V207H173V208H175L176 206H178L177 208H178V210H177V208L176 209H172L173 211L174 210H177V211H181V212H177V211H174V212H172V213H176L175 214V216L173 215H171L172 216V218H176V216H178V217H180L179 219H178V217H177V220H179L178 222L179 223H181L180 225H181V227H179V228H181L182 229V227H183V230L182 231H180L181 229H179L178 230V228H176L175 229V227H178V225L177 224H175V220L174 219H172V218H170V219H172L174 222H172V221H170V223L173 225V224H175V227L174 228H172V232H170V235H174V234H177L176 233V231L177 232H182V233H180V235L181 234H183V233H185L186 231L185 230H189V229H191V230H189V232H186V233H190L189 235H194V236H199V235H201V233H198V232H207V231H209L210 230V226L214 223V221L212 222V220H214V218L213 219H211L212 217H215L216 216V212H217V214L219 215L221 212H220V207L221 206H217V205H215V204H213V206L212 205H210L211 203H209L211 200H210V198H209V196H208V198H206L207 197V195H206V193H204L205 191H203V193L205 194H202V192H200L201 194H202V196L201 195H199V194H191L190 193ZM3 192V193H2ZM210 193L211 192H213V191H209ZM262 192V193H261ZM188 193H190V195H187ZM209 193V194H210ZM217 193H218V195H217ZM238 193V192H237ZM144 195L146 194V193H143ZM150 194V192L149 193H147V195H149ZM152 195H154L153 193H151ZM150 194V195H151ZM177 194V193H176ZM207 194H208V192H207ZM208 194V195H209ZM214 194H215V196H214ZM250 194V195H249ZM260 194H261V196H260ZM92 195V194H91ZM149 195V196H150ZM150 196V198H152L153 196ZM187 195V196H186ZM195 195V196H194ZM199 195V196H198ZM203 195L205 196V197H203ZM248 195V196H247ZM252 195V196H251ZM257 195V196H256ZM22 196L24 197V200H23V198H22ZM185 196H186V198H185ZM193 196H194V198H193ZM212 196V195H211ZM178 198V203H175L176 201H175V199L177 200V198ZM196 197V198H195ZM198 197V198H197ZM7 198V199H6ZM9 198V199H8ZM14 198V199H13ZM127 198V197H126ZM155 198V196L153 197V199ZM204 199V200H201V199ZM147 199V198H146ZM149 199V198H148ZM160 199V198H159ZM185 199V200H184ZM225 199V200H224ZM256 199H258V200H256ZM151 200V199H150ZM156 200H157V204H159L160 203V201L156 198ZM156 200H155V202L154 203H156ZM161 200V199H160ZM159 201V202H158ZM162 201V200H161ZM180 201V202H179ZM201 201H203V202H201ZM259 201V202H258ZM38 202V203H37ZM42 202V203H41ZM194 202V203H193ZM47 203H50L51 204V206H48V208H51V209H47L46 207H47V205H50V204H47ZM163 203V202H162ZM161 203V205H163ZM165 203V202H164ZM199 203V204H198ZM223 203V204H224ZM3 204V205H2ZM6 206H5V205ZM47 204V205H46ZM166 204V203H165ZM180 204V205H179ZM197 204V205H196ZM222 204V205H223ZM241 204V203H240ZM160 205V204H159ZM174 205H176V206H174ZM190 205V206H189ZM215 205V206H214ZM218 205H219V203H218ZM221 205V204H220ZM260 205V206H259ZM44 206V207H43ZM46 206V207H45ZM65 206H67V205H65ZM68 206H70V205H68ZM67 206V207H68ZM164 206V205H163ZM207 206V207H206ZM212 206V207H211ZM257 206V207H256ZM259 206V207H258ZM66 207V208H67ZM162 207V206H161ZM199 207H200V210H199ZM209 207V208H208ZM217 207H219V208H217ZM255 207V208H254ZM47 209V211H49V210H51L50 212H47L46 213V209ZM163 208V207H162ZM195 208H196V210H199V211H195ZM202 208V209H201ZM216 208V209H215ZM254 208V209H253ZM45 209V210H44ZM165 209H166V207H165ZM188 209V210H187ZM212 209V210H211ZM251 209V210H250ZM253 209V210H252ZM63 210V211H64ZM191 210V211H190ZM204 210H205V212L206 213H204ZM211 210V211H210ZM239 210H241V206H239ZM62 211V210H61ZM183 211V212H182ZM190 211V212H189ZM194 211V212H193ZM209 211V212H208ZM247 211H250L249 212V214H247L248 212ZM57 212V213H56ZM213 212H215V214L213 213ZM220 212V213H219ZM241 212V211H240ZM247 212V213H246ZM55 213V214H54ZM59 213H60V211H59ZM177 213H179L180 215H178ZM212 213V215H210V214ZM26 214V215H25ZM189 214V216H187ZM190 214H192V215H190ZM195 215V218H194V215ZM201 214V215H200ZM207 214V215H210L211 216V218H210V216H205V215ZM36 215V216H35ZM68 215H70V216H68ZM162 215V214H161ZM160 215V217H159V220L161 221L164 217H165V213L163 214V216L164 217H162ZM198 215H200V216H198ZM22 216V217H21ZM58 216V217H57ZM63 216V217H62ZM69 218H68V217ZM183 216V217H182ZM197 216V217H196ZM204 216V217H203ZM48 217V218H47ZM67 217V218H66ZM161 217H162V219H161ZM187 217L189 218V219H187ZM31 218V219H30ZM45 218V219H44ZM55 218V219H54ZM193 218V219H192ZM202 218V219H201ZM206 218H208L207 220H206ZM210 218V219H209ZM216 218H217V216H216ZM258 218V217H257ZM58 219V220H57ZM140 219H142V218H140ZM144 219V218H143ZM146 219V218H145ZM143 220V222L141 223L142 224V226H145V223H144V221L146 222V224L148 225V228H149V225H150V221L148 220V218L146 219V220ZM149 219H150V217H149ZM191 219V220H190ZM205 219V220H204ZM259 219V218H258ZM61 220V221H60ZM184 220L186 221V222H184ZM187 220L189 221L188 223H187ZM192 220H194V221H192ZM203 220V221H205V224H204V222L202 223L201 221ZM209 220V222H207ZM41 221V222H40ZM51 221V222H50ZM59 221V222H58ZM141 221V220H140ZM147 221H149L148 223H147ZM154 222H155V220H153ZM159 221V222H160ZM200 221V222H199ZM65 222H66V224H65ZM158 222V221H157ZM207 222V223H206ZM36 223V224H35ZM38 223V224H37ZM44 223V224H43ZM143 223H144V225H143ZM156 223V222H155ZM160 223H162V221L160 222ZM176 223H177V221H176ZM184 225H183V224ZM198 223V224H197ZM212 223V224H211ZM29 224V225H28ZM40 224V225H39ZM53 224V225H52ZM65 224V225H64ZM170 224V225H171ZM192 224V225H191ZM194 224V225H193ZM140 224H138V227H140L139 226ZM146 225V226H147ZM169 225V226H170ZM171 225V226H172ZM183 225V226H182ZM196 225V226H195ZM18 226V227H17ZM65 226V227H64ZM71 226V225H70ZM153 225H152V223H151V227H152ZM158 226H160V225H158ZM163 226H165L164 224H163ZM170 226V227H171ZM174 226V225H173ZM172 226V227H173ZM191 226V227H190ZM192 226H193V228H192ZM195 226V227H194ZM197 226H198V228H197ZM213 226V225H212ZM8 227V228H7ZM15 229H14V228ZM67 227H68V231L66 232V230H67ZM150 227V228H151ZM160 227H162V225L160 226ZM186 227V228H185ZM208 227H209V230H208ZM17 228H18V230H17ZM31 228H32V230H31ZM36 228V229H35ZM39 228H41V229H39ZM63 228V229H62ZM141 228V227H140ZM148 229V230H151L152 231V229ZM164 229H165V227H163ZM162 228V229H163ZM188 228V229H187ZM206 228H207V230H206ZM28 229V230H27ZM39 229V230H38ZM175 229V230H174ZM198 229V230H197ZM203 229V230H202ZM206 231H205V230ZM15 230L16 231H19L18 233L17 232H15ZM38 232H37V231ZM196 230V231H195ZM199 230H201V231H199ZM12 231V232H11ZM31 231V233H29ZM33 231V232H32ZM48 231V232H47ZM175 231V232H174ZM192 231V232H191ZM22 232V233H21ZM35 232V233H34ZM42 232V233H41ZM193 232H197L196 234L197 235H195ZM9 233V234H8ZM12 233H13V235H12ZM28 233V234H27ZM39 233V234H38ZM74 233V234H73ZM146 233H149V232H146ZM145 232H143L142 234H146ZM185 233V234H186ZM208 234H210L209 232H207ZM4 234H5V236H4ZM8 234V235H7ZM18 234V235H17ZM72 234V235H71ZM203 235H202V237H203V239L202 240H206V238L205 237H207V235L208 234H204V233H202ZM9 235H11V236H13V237H11V236H9ZM37 235V237H34V236H36ZM41 235V236H40ZM57 235H59V236H57ZM147 235V234H146ZM150 235H151V233H150ZM150 235H147V236H150ZM184 235V234H183ZM188 235V236H189ZM191 235V236H192ZM26 236V237H25ZM30 236V237H29ZM50 236V237H49ZM178 235H175V236H172L173 238H175V237H177ZM186 236V235H185ZM184 236V237H185ZM2 237V238H1ZM17 238L18 237V239H13V238ZM23 237V238H22ZM32 237H34V240H33V238ZM42 237H44L45 239H43ZM52 237V238H51ZM190 237V236H189ZM188 237V238H189ZM209 238L211 237V236H208ZM6 238V239H5ZM29 238V239H28ZM48 238H49V240H48ZM139 236H138V238H136V242H137V244H145V243H147L148 241V243L146 244V245H149L150 247L151 246H153L154 244H155V240H157L156 238H154L153 237V235H152V239L151 240H148L147 242L146 241H144V240H142L141 238V240L139 241ZM178 238V237H177ZM205 238V239H204ZM13 239V240H12ZM38 239H39V241L41 240V242L39 243L38 242ZM138 239V240H137ZM155 239V240H154ZM6 240V241H5ZM44 240V242H42ZM65 240V241H64ZM152 240H154L153 241V243H152ZM6 243H5V242ZM13 241V242H12ZM15 241H18V242H15ZM30 241V242H29ZM62 241H64V242H62ZM144 241V242H143ZM159 241V240H158ZM15 242V243H14ZM27 242V243H26ZM33 242V243H32ZM61 242V243H60ZM65 242L67 243V244H65ZM74 242H75V244H74ZM142 242V243H141ZM29 243H31V244H29ZM54 243V244H53ZM149 243H151V244H149ZM158 242L156 241V244H157ZM177 243H179L178 241H177ZM69 244V245H68ZM72 244V245H71ZM78 244H80V243H78ZM20 245V246H19ZM141 245V246H142ZM17 246V247H16ZM19 246V247H18ZM22 246V247H21ZM32 246V247H31ZM77 246V247H76ZM79 246V247H78ZM144 246V245H143ZM155 246V245H154ZM153 246V247H154ZM157 246V245H156ZM153 247H151V248H148V249H152ZM73 248V249H72ZM78 248V249H77ZM81 248V249H80ZM19 250V252H18V250ZM52 250V251H51ZM63 250V252H61ZM69 250H71V251H69ZM75 250V253L73 252ZM81 250V251H80ZM21 251V252H20ZM46 253H45V252ZM51 251V252H50ZM69 251V252H68ZM77 251H78V253H77ZM85 251V252H84ZM72 252V253H71ZM13 253V254H12ZM41 255H40V254ZM48 253V254H47ZM52 253V254H51ZM80 253V254H79ZM75 254V255H74ZM77 254V255H76ZM85 254H87L86 256H85ZM35 255V257H33ZM36 255H38V258L39 259H37L36 258ZM47 255V256H46ZM63 256L64 258L67 256ZM50 256V257H49ZM74 256V257H73ZM78 256V257H77ZM90 256V257H89ZM32 259H31V258ZM47 257V258H46ZM57 257V258H56ZM60 257V262L58 261V260H56V259H58ZM85 257V258H84ZM87 257H89V258H87ZM52 259V261L50 260V259ZM37 261H36V260ZM79 259V260H78ZM88 259V260H87ZM66 260V259H65ZM85 260V261H84ZM27 261V262H26ZM33 261V262H32ZM66 261H68V260H66ZM83 263H82V262ZM57 262V263H56ZM86 262V263H85ZM65 264V262H62L61 264Z\"/></svg>",
  "mask_w": 264,
  "mask_h": 264
}]
</instances>
